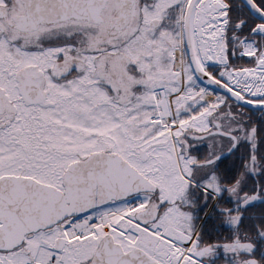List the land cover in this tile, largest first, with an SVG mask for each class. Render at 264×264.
I'll list each match as a JSON object with an SVG mask.
<instances>
[{
  "label": "snow or ice",
  "instance_id": "1",
  "mask_svg": "<svg viewBox=\"0 0 264 264\" xmlns=\"http://www.w3.org/2000/svg\"><path fill=\"white\" fill-rule=\"evenodd\" d=\"M0 264H264V0H0Z\"/></svg>",
  "mask_w": 264,
  "mask_h": 264
}]
</instances>
